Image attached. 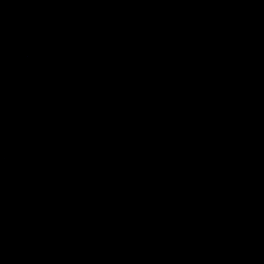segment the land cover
Here are the masks:
<instances>
[{"label":"water","instance_id":"1","mask_svg":"<svg viewBox=\"0 0 264 264\" xmlns=\"http://www.w3.org/2000/svg\"><path fill=\"white\" fill-rule=\"evenodd\" d=\"M0 264H264V0H0Z\"/></svg>","mask_w":264,"mask_h":264}]
</instances>
